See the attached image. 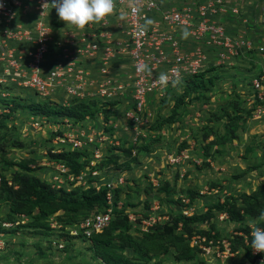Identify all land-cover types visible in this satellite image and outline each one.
<instances>
[{
	"label": "rangeland",
	"instance_id": "374dc122",
	"mask_svg": "<svg viewBox=\"0 0 264 264\" xmlns=\"http://www.w3.org/2000/svg\"><path fill=\"white\" fill-rule=\"evenodd\" d=\"M23 13L25 11L21 15ZM247 14L250 17L247 36L264 47V0L254 4ZM35 17L29 12L18 19L25 25L32 24ZM47 21L52 33L48 50L37 65L42 74L69 60L73 51L66 44L68 23L57 15L48 16ZM18 38L16 31L0 27V264H107L101 246L83 238L60 236L65 246L62 249L51 244L59 228L56 222L69 225L75 217L72 213L60 209L48 220L50 226H54L53 236L34 231L33 227L39 223L35 216L39 211L33 200L20 209L23 214H11V203L5 201L6 195L1 189L2 177L10 182L12 176L20 172L13 164L22 160L28 162L35 171L33 175L41 181L58 190L72 192L77 200L82 199L81 191L95 185H117L116 177L124 180L118 186L117 202L120 214L136 218L130 223L129 231L135 243L129 244L123 231L122 238L108 245L136 264H264V253L255 254L251 249V233L258 227L264 229V217L238 219L233 210L234 207L244 208L248 199L264 188V114L258 115L256 111L264 103L258 101L253 89V81L264 75V52L239 50L236 59L213 65L202 75L205 89L197 87L196 82L200 80L197 76L171 84L166 95H152L147 105L149 121L140 141L132 146L136 155L120 158L121 166H125L126 161L130 163L126 171H114V161L109 168L100 166L99 178L86 177L85 183H78L69 179V174L75 173L74 166L66 167L52 155L58 150H68L66 144H55V138L62 134L60 125H66L70 119L50 112L68 110L84 102L82 110L96 114L77 122L70 121L74 134H85L88 128L98 133H113L116 129L111 120L119 127L124 124L118 112L124 106L122 102L101 100L74 103L61 88L37 93L30 84L31 70L34 71L37 64L34 54L37 47L33 41ZM126 68L123 62L114 64V79ZM96 70L95 64L91 66V73L96 75ZM117 132L120 145L127 148L129 134L123 129ZM181 152H186L189 159L178 167L171 166L169 156ZM62 166L67 173L61 172ZM66 199L64 193L58 194L54 204H63ZM208 210L211 225L186 224L180 220L173 235L167 237L154 236L162 234L160 225L165 223L146 233L140 222L141 218L154 215L165 217L168 221L161 222L174 225L179 216L200 215ZM221 210H230L232 217L220 221L216 216ZM2 223L14 224L5 228ZM210 228L217 237L215 241H220V250H228V254L209 256L192 247V232L198 234ZM116 234L119 231L110 236ZM251 258H255L254 262Z\"/></svg>",
	"mask_w": 264,
	"mask_h": 264
},
{
	"label": "built area",
	"instance_id": "2783aa9c",
	"mask_svg": "<svg viewBox=\"0 0 264 264\" xmlns=\"http://www.w3.org/2000/svg\"><path fill=\"white\" fill-rule=\"evenodd\" d=\"M113 2V12L100 21L90 22L83 28L67 25L66 44L73 50L69 60L60 63L49 73L42 74L37 65L51 42L52 26L47 18L56 15L53 5L50 0H0V27L16 31L19 40L33 41L37 47L34 53L37 64L34 71L31 70L30 80L37 93L45 94L50 88H61L73 102L101 100L106 103L122 102L124 106L122 111H118L124 124L119 127L111 120L116 129L113 133H98L95 129H87L85 134L76 135L73 123L67 121L63 133L56 136L55 144H66L68 150L87 154L83 157L86 169L78 176L69 174V179L78 183H85L86 177L99 178L102 173L100 164L110 154L109 148L121 144L116 134L118 129L129 134L131 146L137 145L143 135V128L149 121L147 105L152 95H166L171 84L197 77L215 64L229 63L238 57L239 50H247L248 53L264 52V47L249 38L246 31L250 18L248 10L259 0ZM24 11L33 12L36 16L32 24L24 25L18 19L25 14L21 15ZM185 30L188 32L186 37L183 35ZM118 61L127 65V68L120 72L118 79H114L113 65ZM94 64L97 67L96 75L90 72ZM161 73L168 77L165 86L159 81ZM253 89L258 101L264 103V75L253 81ZM256 111L258 115H263L264 106L260 105ZM61 151L58 150V153ZM136 153V150L132 151L133 156ZM188 159V154L181 152L179 155L169 156V163L178 167ZM67 171L65 166L61 167V172ZM120 179L117 178V185L106 183L94 186L97 191L102 186H107L108 207L91 213L75 226L67 227L69 236L90 240L109 227L114 211L112 189L123 184L124 180ZM117 207L120 208L119 205ZM127 215L130 223L136 220L132 215ZM164 219L166 218L154 215L143 217L140 221L142 230L146 232L155 225L166 224L167 222H161ZM217 219L228 221L229 215L222 212L217 215ZM13 224L2 223V227H11ZM56 224L59 225L57 235L61 236L63 226L57 222ZM62 242L60 237L51 244L62 249L65 247ZM191 245L209 256L216 253L221 257L229 253L228 250H220V241L201 234L193 235Z\"/></svg>",
	"mask_w": 264,
	"mask_h": 264
},
{
	"label": "trees",
	"instance_id": "16d2710c",
	"mask_svg": "<svg viewBox=\"0 0 264 264\" xmlns=\"http://www.w3.org/2000/svg\"><path fill=\"white\" fill-rule=\"evenodd\" d=\"M209 71V70H207ZM200 74L198 76V82L197 87H200L202 89H205V81L202 80L203 74ZM212 83V81H210ZM74 103H80V102H74ZM82 103V104H81ZM80 104H76L71 109H60L56 110L54 112H50L53 115L59 116L61 118L68 117L70 121L77 122L78 120H83L87 116H94L96 114L95 111L90 112H84L82 109V105L84 102H81ZM79 106L80 110H77V107ZM81 106V107H80ZM84 106V105H83ZM81 122V121H79ZM78 122V123H79ZM63 133V131H61ZM61 135V134H59ZM133 147L128 144L127 148H124V146H118V147H111L109 148L110 154L102 161L100 164L102 169L109 168V164L116 162L114 171L123 172V170L126 171V169L129 167L130 163L129 161H126L125 166H121L120 158L123 155H132ZM54 157H56L57 160L64 163L66 167L67 165L74 166L75 173L74 176H78L83 170L86 169V161L83 160L84 156H87L86 153L78 152L76 150H62L61 152L57 154H52ZM14 166L18 167L20 169V172H16L13 176L10 182L6 181L4 177H2V191L5 192V201L7 203H11V214L14 216L15 214H23L20 210L22 207L26 205L27 202L34 201V207L38 209V214L35 215L36 219L39 221L38 226L33 227L34 231L40 232V234L43 235H51V229L50 223L48 220L56 214L57 211L60 209H64L70 213H72L75 217L74 219H71L69 221V225H64L62 228L63 234H60L61 236H66L67 238H73L68 235L66 232L67 227L74 226L76 223L80 222L81 219L87 217L93 212L103 211L106 207H108L107 203V192L108 188L107 186H102L99 191H97L95 188L81 191V200H77V198H74V194L72 192H65L61 189H56L51 187L50 184H47L43 181H41L37 176L33 175L35 172L34 169L30 168L27 161H20L19 163L13 164ZM64 193L66 195L67 199L59 204H54V199L58 194ZM113 193V217L110 222L109 227L102 232L101 234H96L90 238V240H87L83 238V240L89 241L92 243V245H95L97 247H100V250L102 252V256L104 257V260L107 262V264H136L132 262L130 258H127L122 252L117 251L116 249L109 247L108 244L111 243V241L122 238L121 233L124 231L126 233V239L129 241V244L135 243L134 238L129 234V231L131 229L130 222L128 219L127 214H120V209L117 207V195H118V187L112 189ZM35 199V200H34ZM86 207V208H83ZM94 208H97L93 210ZM86 209V210H83ZM83 210V211H79ZM234 213L235 217L238 219L243 218L244 216L250 217L252 219H258L261 215L260 213L264 211V188H260V191L258 195L255 197H251L248 199L247 204L244 208H235L234 207ZM227 212L229 217L231 216L230 210H221L219 213ZM218 213V214H219ZM217 214V215H218ZM246 214V215H245ZM148 216V215H147ZM115 217H119L115 220ZM217 217V216H216ZM185 222L186 224L192 223V224H206L208 223L211 225L212 217L209 214V210L200 215L185 217V216H179L175 222V224L166 223L163 225H160L163 228L162 234L154 235L155 237H167L172 236L176 226L179 221ZM129 223V224H128ZM156 227L159 225H155ZM154 226V228H155ZM32 229V230H33ZM150 229H153L150 228ZM149 229V230H150ZM213 229V228H212ZM211 228L209 230H203V232H199L198 234H202L204 236H207V238H214L217 237L215 234L212 236V230ZM147 230L146 233H149L150 231ZM119 231V234H116L114 236H110L113 232ZM246 232V231H245ZM193 235L197 234L196 232H192ZM154 234V233H153ZM109 235V236H108ZM53 236V235H51ZM106 236H108L106 238ZM152 236V237H154ZM216 237V238H215ZM56 238H60V236L56 235ZM51 245V244H50ZM120 249H129V246H118ZM198 252V250H196ZM193 256V255H192ZM189 256L188 258L192 257ZM130 259V260H129ZM181 260V258H179ZM255 258H251L250 261L254 262Z\"/></svg>",
	"mask_w": 264,
	"mask_h": 264
},
{
	"label": "clouds",
	"instance_id": "9594fccd",
	"mask_svg": "<svg viewBox=\"0 0 264 264\" xmlns=\"http://www.w3.org/2000/svg\"><path fill=\"white\" fill-rule=\"evenodd\" d=\"M57 17L73 26L83 28L90 22H98L114 9L113 0H50ZM186 37L188 32L185 30ZM159 81L165 86L168 81L167 74L161 73ZM264 217V211L260 213ZM251 249L264 253V229L256 228L251 233Z\"/></svg>",
	"mask_w": 264,
	"mask_h": 264
},
{
	"label": "crops",
	"instance_id": "0c3cea01",
	"mask_svg": "<svg viewBox=\"0 0 264 264\" xmlns=\"http://www.w3.org/2000/svg\"><path fill=\"white\" fill-rule=\"evenodd\" d=\"M120 106H122V105H120ZM62 128H61V130H59V131H63V129H65V125L64 124H62V125H60ZM101 128V127H100ZM88 129H92V128H88ZM106 179H108L107 177H106ZM116 179V183H117V177L115 178Z\"/></svg>",
	"mask_w": 264,
	"mask_h": 264
}]
</instances>
